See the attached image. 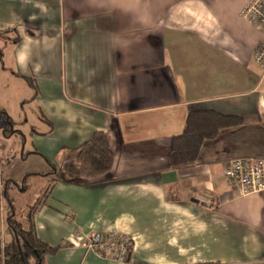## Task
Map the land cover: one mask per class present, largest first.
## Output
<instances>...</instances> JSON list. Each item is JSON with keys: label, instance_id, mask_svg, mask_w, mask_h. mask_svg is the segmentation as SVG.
I'll return each mask as SVG.
<instances>
[{"label": "crops", "instance_id": "0c3cea01", "mask_svg": "<svg viewBox=\"0 0 264 264\" xmlns=\"http://www.w3.org/2000/svg\"><path fill=\"white\" fill-rule=\"evenodd\" d=\"M248 1L0 0V62L32 109L27 152L4 144L14 127L0 129V264L5 191L30 180L43 184L35 234L56 249L44 264H116L68 243L92 231L131 238L127 264H264V192L241 194L224 178L231 160L264 158L263 36L241 16ZM195 111L243 123L172 167L171 139ZM96 133L110 172L70 174Z\"/></svg>", "mask_w": 264, "mask_h": 264}, {"label": "trees", "instance_id": "16d2710c", "mask_svg": "<svg viewBox=\"0 0 264 264\" xmlns=\"http://www.w3.org/2000/svg\"><path fill=\"white\" fill-rule=\"evenodd\" d=\"M242 123L241 118L212 111L189 113L182 134L171 139L170 166L195 163L204 143L214 140L222 130L238 128ZM112 165L113 154L108 140L105 134L96 133L80 148L76 163L70 166L69 172L80 178L97 181L110 172ZM59 179L56 173L54 182ZM4 202L7 206L4 221L11 240L3 249L2 264H44V257L54 254L56 249L48 247L37 238L33 224L35 208L32 207L26 216L19 219L8 196V189L4 194Z\"/></svg>", "mask_w": 264, "mask_h": 264}, {"label": "built area", "instance_id": "2783aa9c", "mask_svg": "<svg viewBox=\"0 0 264 264\" xmlns=\"http://www.w3.org/2000/svg\"><path fill=\"white\" fill-rule=\"evenodd\" d=\"M244 20L254 25L262 33L263 39L254 53V62L264 74V0H249L241 11ZM264 111V93L259 100ZM224 178L241 194L264 192V158L242 156L228 162ZM70 245L91 252L96 257L116 264H127L133 250V241L128 236L109 232L92 231L84 236L70 238Z\"/></svg>", "mask_w": 264, "mask_h": 264}, {"label": "rangeland", "instance_id": "374dc122", "mask_svg": "<svg viewBox=\"0 0 264 264\" xmlns=\"http://www.w3.org/2000/svg\"><path fill=\"white\" fill-rule=\"evenodd\" d=\"M0 52L3 55L7 52L6 38L4 37H0ZM23 89L24 87L21 84L17 86L13 85L10 73L3 69V64L0 62V106L3 104L7 108L6 114L0 111V129L4 127V130L10 131L14 127L15 130L13 136L4 144L16 151H20L19 149L23 147L27 152L30 148V143L28 142L27 145H24V137L22 134L28 137L30 123L27 120L32 119V109L31 107H26L28 102L18 100V97L23 96L21 94ZM7 119L9 122H7ZM42 186V182L30 180L26 182L25 188L8 190V196L12 200L13 207L19 219L26 216L32 206L34 207V204H36L35 198Z\"/></svg>", "mask_w": 264, "mask_h": 264}]
</instances>
